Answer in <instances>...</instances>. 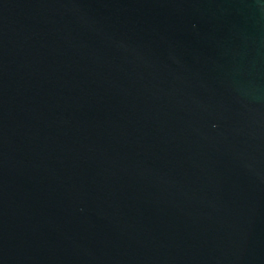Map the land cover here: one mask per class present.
Masks as SVG:
<instances>
[{
    "label": "water",
    "instance_id": "1",
    "mask_svg": "<svg viewBox=\"0 0 264 264\" xmlns=\"http://www.w3.org/2000/svg\"><path fill=\"white\" fill-rule=\"evenodd\" d=\"M0 264H264V0H0Z\"/></svg>",
    "mask_w": 264,
    "mask_h": 264
}]
</instances>
